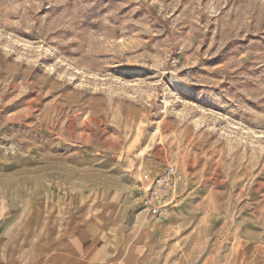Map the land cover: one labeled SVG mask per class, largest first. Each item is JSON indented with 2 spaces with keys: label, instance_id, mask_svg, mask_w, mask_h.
Listing matches in <instances>:
<instances>
[{
  "label": "rangeland",
  "instance_id": "rangeland-1",
  "mask_svg": "<svg viewBox=\"0 0 264 264\" xmlns=\"http://www.w3.org/2000/svg\"><path fill=\"white\" fill-rule=\"evenodd\" d=\"M172 163L175 205L136 236ZM64 213L71 244L105 216L134 263L264 264V0H0L3 263Z\"/></svg>",
  "mask_w": 264,
  "mask_h": 264
},
{
  "label": "crops",
  "instance_id": "crops-1",
  "mask_svg": "<svg viewBox=\"0 0 264 264\" xmlns=\"http://www.w3.org/2000/svg\"><path fill=\"white\" fill-rule=\"evenodd\" d=\"M143 176L144 178H148L147 175ZM101 215L102 214L93 215V220L91 219V221L88 222L83 219H76V226L72 230L73 240L71 244V240L69 241L66 235L63 236L66 231L64 229V224L67 221L66 214L64 213L61 219L54 225L52 231L46 229L45 225L42 234L36 239L27 238L21 247V252H23L24 257H22L21 261L15 257L11 264H14L15 260L19 262V264H114L115 261L117 264V257L123 245L121 244L122 239H117L120 243V247L117 249L118 251H114L112 242L105 238L106 233H104L106 225L109 223L108 219ZM40 220L43 222V219ZM40 220L38 221V226L35 228V231L40 230L42 224ZM21 221V219L18 220L14 228L8 229L4 234H0V264H4L3 258L5 256L6 245L14 238ZM126 224H123L125 229L127 228ZM63 229L65 230L64 232ZM68 237L70 238V235H68ZM77 238L79 241H77ZM100 242L104 243L105 251L107 255L110 256L109 263L105 261L98 262L92 258L94 253L96 254L101 248ZM135 264H139L136 257Z\"/></svg>",
  "mask_w": 264,
  "mask_h": 264
},
{
  "label": "built area",
  "instance_id": "built-area-1",
  "mask_svg": "<svg viewBox=\"0 0 264 264\" xmlns=\"http://www.w3.org/2000/svg\"><path fill=\"white\" fill-rule=\"evenodd\" d=\"M179 170L177 165H166L142 188L139 205L147 214L163 219L175 205Z\"/></svg>",
  "mask_w": 264,
  "mask_h": 264
},
{
  "label": "bare ground",
  "instance_id": "bare-ground-1",
  "mask_svg": "<svg viewBox=\"0 0 264 264\" xmlns=\"http://www.w3.org/2000/svg\"><path fill=\"white\" fill-rule=\"evenodd\" d=\"M145 209L140 210L132 219L134 223V228L136 229V236L140 235V232L145 231H152L157 226V221L153 220L151 218V215L147 214ZM150 216V217H149ZM123 239V237H122ZM123 245L122 249L119 252V256L117 257V264H135L133 262L132 253H131V247L129 244L125 242V240H122ZM118 251V250H117ZM118 255V254H117ZM116 257V256H115Z\"/></svg>",
  "mask_w": 264,
  "mask_h": 264
}]
</instances>
